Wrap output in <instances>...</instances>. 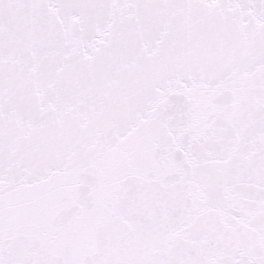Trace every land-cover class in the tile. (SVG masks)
I'll use <instances>...</instances> for the list:
<instances>
[{
	"label": "snow or ice",
	"instance_id": "1",
	"mask_svg": "<svg viewBox=\"0 0 264 264\" xmlns=\"http://www.w3.org/2000/svg\"><path fill=\"white\" fill-rule=\"evenodd\" d=\"M0 264H264V0H0Z\"/></svg>",
	"mask_w": 264,
	"mask_h": 264
}]
</instances>
